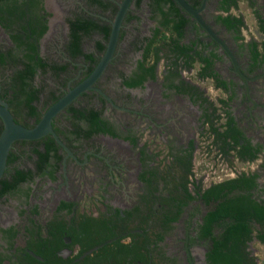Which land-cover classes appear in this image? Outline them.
<instances>
[{"label":"flooded vegetation","instance_id":"af4514ba","mask_svg":"<svg viewBox=\"0 0 264 264\" xmlns=\"http://www.w3.org/2000/svg\"><path fill=\"white\" fill-rule=\"evenodd\" d=\"M187 1L198 7L202 0ZM256 1L264 7V0ZM123 2L0 0V98L8 103L16 122L34 125L49 105L92 72L106 50ZM218 5L219 0H206L201 15L226 41L246 79L225 50L182 8L185 21L179 43L190 46L191 63L187 66L185 57L173 63L175 56L166 52L160 39L161 33L171 31L162 22H171L172 0L128 1L105 67L89 88L52 118L54 131L69 151L51 133L12 143L0 177V189L3 180L12 185L0 194V264H212L207 257L211 235L202 236L201 230L203 216L214 203L198 196L196 184L202 192L211 182L241 170L264 172V161L257 169H236V160L255 158L239 159L234 149L225 154L219 144L207 143L213 167L225 161L230 172L237 173L206 184V175L197 177L203 170L195 161L194 131L200 125V134L207 132L204 108L215 112L218 126L229 110L234 125L251 144H260L257 157L264 156V61L254 65L249 47L255 40L261 48L264 37L247 38L244 21L243 37L235 38L234 30L217 21L216 14L224 13ZM155 37L159 39L154 41ZM210 51L219 55L213 57V69L228 82L227 88L198 74V54ZM161 60L163 72L158 79ZM195 62L198 78H211L215 87L227 93L216 98L217 103L183 73L192 71ZM151 64L154 78L147 72ZM142 77L141 84L126 83ZM170 81L180 90L169 86ZM188 84L200 92L197 100V94L181 90ZM28 96H32L29 102ZM91 111L98 113L101 128L106 126L102 120H108L120 135L101 130L86 135L93 126L88 120ZM142 132L147 135L141 136ZM151 142L159 149L151 151ZM160 145L166 146L160 149ZM184 181L195 197L171 219L185 197ZM257 181L254 194L264 199V179L259 175ZM111 231L112 236L96 242ZM219 231L218 225L212 228L213 234Z\"/></svg>","mask_w":264,"mask_h":264},{"label":"trees","instance_id":"16d2710c","mask_svg":"<svg viewBox=\"0 0 264 264\" xmlns=\"http://www.w3.org/2000/svg\"><path fill=\"white\" fill-rule=\"evenodd\" d=\"M174 3L175 1L172 0L171 22H167L168 20L162 22L165 23V25H169L168 28L171 30L170 34L167 35L161 33L160 39L163 40L162 42L166 43V52L175 56L174 60H171L173 63H176L178 58L185 57L187 66H189L191 63L188 61V57L190 56V52H188L190 46L179 43V40L183 35L182 27L185 19L179 11L181 10V7ZM193 6L195 5L193 4ZM237 6L238 0H219L218 8L224 11V13H217L216 18L217 21L225 25L227 29L236 32L235 38H242L243 36L241 35L240 27L244 25V20L241 15H236L230 11L231 7ZM257 20L259 30L264 32V16L258 12ZM78 36L79 32L75 31V41H77ZM157 39H159V37H155L154 41ZM249 45L253 64L260 65L261 62L264 61V39L261 41V48L258 47V42L255 40H252ZM153 48L155 51L150 47L146 56L150 57L153 51L155 52V60L157 61L160 57L157 53L158 46ZM215 56L219 57L214 51H210L209 54H198V59L201 63L198 74L203 77H212L215 85L227 88L228 82L213 69V57ZM153 68L154 64L149 65L147 72L154 78L155 72L153 71ZM143 77L126 81V83L129 85L141 84ZM168 85L179 89L178 85L173 81H170ZM196 89L195 86L189 84L187 87H181V90L188 92L191 96L197 94V97L194 98L195 100L200 97V92ZM30 97L32 96L27 97L28 102ZM202 99L205 100V96H203ZM220 102L227 103V99L220 98ZM225 112L226 119L221 126H218L214 125V117H216V114H214L215 112L213 111L211 114V112H207L204 108L202 115L205 118L204 120L208 121L206 126V131L208 132L207 135L212 137V140L208 143H211L213 146L219 144V148L225 154L230 152V149H234L235 156L239 159L252 160L256 158L257 153L260 150V144H251L250 139L245 137L240 128L234 125L233 116L230 111L227 110ZM210 117L212 119H210ZM88 120L93 126L87 131L86 135L90 134V132L100 130L108 132L111 135H120L112 125L108 124V120H102L103 123H106V126L101 128L99 115L95 111H91L88 114ZM1 127L2 124L0 123V130ZM124 137H128V135H124ZM240 139H242L243 142H240ZM18 174L22 177V174ZM258 176L259 172H246L241 170V172H238L233 177L211 182V184L202 190V192H200V184H196V191L200 193L198 196L206 203H214V208L209 209L203 216L201 230L202 236L211 235V245L207 257L212 264H256L255 257L248 249V242L255 236L259 241L264 243V199H260L254 194V189L258 187ZM3 185L4 186L0 189V194H4L12 187V185L6 180H3ZM184 186V190H186L185 197H182V200H180V206L171 216V219H176L182 210V205L195 197V194H191L187 190L186 181H184ZM172 199H174V197H172ZM215 225H218L220 228V231L217 234L212 233V228ZM113 234V231L108 232L106 235L101 236L96 242H101ZM95 243L90 242V244ZM105 245L101 246L100 249H103Z\"/></svg>","mask_w":264,"mask_h":264},{"label":"water","instance_id":"95a60500","mask_svg":"<svg viewBox=\"0 0 264 264\" xmlns=\"http://www.w3.org/2000/svg\"><path fill=\"white\" fill-rule=\"evenodd\" d=\"M128 1L129 0H124V2L120 5L115 15L114 21L112 23V28L106 46V50L103 53V55L100 57L99 62L94 67L92 72L82 81L77 83L74 87L70 88L65 94L59 97L51 105H49L47 109L43 112L41 118L34 125L26 126L19 122H16L15 119L13 118L11 111L8 108V103L0 98V118L2 121V127L0 130V177L2 176L6 167V159L8 152L12 146L13 141L16 139L38 138L46 133H51L52 136L58 142H60L63 146H65L63 142L59 139L57 133L54 131L52 127V118L57 111H59L67 103H69L72 99H74L80 92L89 88L91 86V83L98 77V75L105 67L107 61L109 60L113 52L117 40L120 22L125 12ZM174 1H176L177 4L183 10L191 14L193 18L198 22V24L207 32V34L210 37H212L225 50V52L229 55L235 70L244 79H246V76L239 69L237 60L233 52L231 51L230 47L227 45L226 41L202 17L201 11L205 7L206 0H202L201 4L198 7L191 5L187 0H174ZM65 148L69 151V149L66 146ZM109 240L110 239L106 241ZM97 246L98 245H95L94 247L90 248L89 251L92 250L93 248H96Z\"/></svg>","mask_w":264,"mask_h":264},{"label":"rangeland","instance_id":"374dc122","mask_svg":"<svg viewBox=\"0 0 264 264\" xmlns=\"http://www.w3.org/2000/svg\"><path fill=\"white\" fill-rule=\"evenodd\" d=\"M264 12V7L262 4L256 0H238V6L232 8V12L240 14L243 16L245 21V26L242 29L244 35L247 38H255L257 40H261L264 37V33H262L258 28V21H257V12ZM215 27H220L218 24H215ZM224 35L228 36L227 33L222 32ZM163 61H160L158 67V79H161L162 72H163ZM187 67V66H186ZM188 68V67H187ZM198 68V62L193 64L192 71L185 70L183 73L191 78L193 81H197L201 88H204L205 93L208 97L213 100L214 103H217L216 98L220 96H225L227 93L213 85V81L211 78H198L195 74L196 69ZM169 99V98H168ZM200 127V125H199ZM194 131V137L196 139L197 148L195 150V161L197 164L201 165L202 171L199 170L197 177L200 179L201 177L204 178L206 175V179L204 180V184L215 181L216 179H221L227 176H230L237 172H230L231 168L226 166L225 161H221L213 167L212 163L210 162L212 153L207 152V143L211 141V136L207 135L208 132H204L203 136L200 134V128ZM205 128V126H204ZM203 128V129H204ZM199 132V133H197ZM152 133V132H151ZM147 135L143 132L141 136ZM152 136V134H151ZM152 141V139H151ZM153 142V141H152ZM151 142V151L154 149H159V144H152ZM166 145H160V149L165 147ZM213 146V145H212ZM264 150V149H263ZM207 153V154H205ZM264 161V156L258 155L252 161H241L236 160L234 162V167L236 169H257L260 168V164ZM260 178L264 179V172H259ZM10 205V203H8ZM255 232V231H254ZM248 249L256 258L257 264H264V243L259 241L256 237L252 238L248 242Z\"/></svg>","mask_w":264,"mask_h":264},{"label":"built area","instance_id":"2783aa9c","mask_svg":"<svg viewBox=\"0 0 264 264\" xmlns=\"http://www.w3.org/2000/svg\"><path fill=\"white\" fill-rule=\"evenodd\" d=\"M206 154V153H205Z\"/></svg>","mask_w":264,"mask_h":264}]
</instances>
